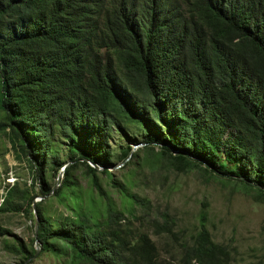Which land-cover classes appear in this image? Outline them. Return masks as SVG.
I'll use <instances>...</instances> for the list:
<instances>
[{"label":"trees","instance_id":"16d2710c","mask_svg":"<svg viewBox=\"0 0 264 264\" xmlns=\"http://www.w3.org/2000/svg\"><path fill=\"white\" fill-rule=\"evenodd\" d=\"M117 131L264 199V0H0V132L37 173L31 189H9L0 215L26 206L40 251L64 264H163L148 234L122 228L92 166L139 200L107 169L138 158ZM81 167L104 224L91 194L90 211L84 205ZM63 168L54 188L44 172ZM48 196L71 214L54 220L33 207ZM162 227L174 235L168 220ZM179 247V264H231L203 217ZM15 250L26 261L37 253L22 243Z\"/></svg>","mask_w":264,"mask_h":264},{"label":"rangeland","instance_id":"374dc122","mask_svg":"<svg viewBox=\"0 0 264 264\" xmlns=\"http://www.w3.org/2000/svg\"><path fill=\"white\" fill-rule=\"evenodd\" d=\"M116 134L122 137L119 143L123 148L129 145L131 153L137 154L138 158L130 162L129 159L115 160V166L107 169L113 180L122 185L120 190H126L139 200H126L112 181L101 173L103 169H97L102 188L113 201L115 210L124 215L125 220L120 222L122 228L148 234L156 243L163 264H179L180 244L191 243L201 230L203 217L213 241L229 248L231 264H264V199L258 191L239 181L211 175L204 166L192 165L186 169L174 158L162 156L159 147L151 150L143 144L131 143L129 139L134 138L128 131H117ZM66 147L64 144L61 148L62 160L67 159ZM116 152L117 155L120 153L118 148ZM18 157L20 154L12 148L8 135L0 132V207L11 188H7L6 178H12L14 185L22 189H31L36 180V171L23 156ZM44 175L54 188H58V183L64 179L61 172L57 177L51 172H44ZM75 177L86 209L90 211L91 194L97 209L102 211L98 220L104 224V208L97 192H92L86 169H77ZM36 188L38 193V183ZM34 202L44 205L54 220L71 214L51 196L37 197ZM23 210L0 215V227L8 232L0 238V264H64V260L54 254L40 251L35 241L36 224ZM165 220L169 221L174 235L163 232ZM19 243L29 251L35 249L38 255L36 253L26 261V255L15 252Z\"/></svg>","mask_w":264,"mask_h":264},{"label":"water","instance_id":"95a60500","mask_svg":"<svg viewBox=\"0 0 264 264\" xmlns=\"http://www.w3.org/2000/svg\"><path fill=\"white\" fill-rule=\"evenodd\" d=\"M92 166H93L94 168H98L97 165H95V164L92 165ZM64 171H65V168L61 171V173L63 174ZM33 207L36 208V202H34ZM35 214H36V212H35ZM37 228H38V219H37V217H36L35 239H36V243L38 244V242H37ZM39 248H40V247H39ZM36 255H38V252H37Z\"/></svg>","mask_w":264,"mask_h":264},{"label":"built area","instance_id":"2783aa9c","mask_svg":"<svg viewBox=\"0 0 264 264\" xmlns=\"http://www.w3.org/2000/svg\"><path fill=\"white\" fill-rule=\"evenodd\" d=\"M7 179V181H8V183L6 182V184H9L8 185V187L7 188H10V187H12V186H14V182L12 181L13 179L12 178H6ZM6 179H5V181H6ZM1 178H0V184H1ZM4 185H6L5 183H3ZM2 202H3V199L1 200ZM2 202H1V204H2Z\"/></svg>","mask_w":264,"mask_h":264}]
</instances>
